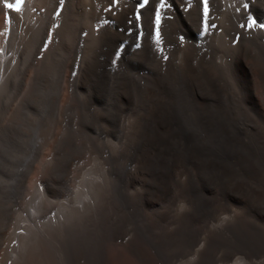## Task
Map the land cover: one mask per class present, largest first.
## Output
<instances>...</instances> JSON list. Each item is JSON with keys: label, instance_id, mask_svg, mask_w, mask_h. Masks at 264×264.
<instances>
[{"label": "bare ground", "instance_id": "1", "mask_svg": "<svg viewBox=\"0 0 264 264\" xmlns=\"http://www.w3.org/2000/svg\"><path fill=\"white\" fill-rule=\"evenodd\" d=\"M140 2L0 0V264H264V0Z\"/></svg>", "mask_w": 264, "mask_h": 264}, {"label": "rangeland", "instance_id": "2", "mask_svg": "<svg viewBox=\"0 0 264 264\" xmlns=\"http://www.w3.org/2000/svg\"><path fill=\"white\" fill-rule=\"evenodd\" d=\"M64 130V129H63ZM259 130V128H257V131ZM99 132V133H98ZM96 137H98L99 135H100V131L98 130L97 132H95V133H93ZM97 134V135H96ZM256 150H257V152H258V147L256 146V148H255ZM87 152V153H86ZM80 158H78V159H76L75 160V162L73 161V163L71 164V173H70V175H69V178H71L72 180H74L73 182L74 183H72L73 184V186H74V188L76 189L77 187V185H78V183L82 180L80 177H82V174L86 171V169L87 168H93V167H96L97 165H98V163L101 161V162H103L104 160H106L107 159V157L109 156V154L106 152V153H99V152H97V151H94V150H88V151H86ZM96 152H97V154H96ZM96 155H95V154ZM99 153V154H98ZM108 154V155H107ZM95 155V156H94ZM98 156H100V157H98ZM89 158V159H88ZM235 159H237L236 157H232V158H227V161L229 162V163H231L230 161H233L232 163H236L237 162V160H235ZM79 160V161H78ZM86 160V161H85ZM93 160V161H92ZM77 163V164H76ZM186 164V165H185ZM89 166V167H88ZM107 166V165H106ZM192 165H188L187 163H183V164H179V165H177V167L175 168V172L176 173H178V172H182V171H185L188 167H191ZM108 167V166H107ZM226 167H227V165H226ZM81 168H82V170H81ZM76 169V170H75ZM79 170V171H78ZM84 170V171H83ZM73 173V174H72ZM81 174V175H80ZM76 175V176H75ZM75 176V177H74ZM80 179V180H79ZM36 181V180H35ZM36 183H37V185H39L40 187H41V182H39V181H36ZM215 188H216V186H215ZM175 189V190H174ZM174 189H172L173 190V192L171 191V194H170V196H169V198H168V200L170 201V202H173V201H176V202H183V200L185 199V197L182 195V193H181V191L178 189V188H174ZM179 191V192H178ZM216 192L217 191H214V194H216ZM214 194H213V196H214ZM244 198V199H243ZM241 200H239L240 201V204L242 205V206H244V207H246V206H249L250 205V203H251V200L250 199H246V197H243ZM221 199V200H220ZM219 199V201L217 202L219 205H221L222 203H226L227 202V199L226 198H220ZM244 200V201H243ZM249 204V205H248ZM126 207L124 206V207H122V212H124V213H128L130 210H129V208H126ZM130 209H131V211H133L134 210V208L133 207H130ZM124 210V211H123ZM128 210V211H127ZM55 211H56V209H52L51 210V212L47 215V216H50V215H53L54 213H55ZM126 211V212H125ZM213 216H215V213H213L212 215H211V217H213ZM130 218V217H129ZM135 218H137L136 220H134L137 224H141L142 223V225L144 224V217L142 216H140L139 215V219H138V217H135ZM130 220H132V218H130ZM144 220V221H143ZM206 221H209V219H207ZM105 225H108L107 224V222L106 221H104L103 222ZM154 232H157L156 230H154ZM149 233H152V231L150 232V231H147V234L149 235ZM88 236H90V235H88ZM150 236V235H149ZM93 241V240H92ZM103 241V240H102ZM94 247L93 248H90L91 250H89V248L87 249L86 248V250H85V246H81V247H75V256L76 257H79L83 252L85 253V254H87L88 252L89 253H91V255L88 253V255L86 256L87 258H89V259H92V258H96V259H102V256H103V254H104V252L106 251L104 248H103V246L101 245V247L98 245V247H97V244L96 243H98V240L95 242L94 241ZM84 247V248H83ZM4 248V247H3ZM7 248H8V246H6V250H7ZM83 249V251L82 252H80L81 250ZM94 249V250H93ZM95 249L97 250V251H95ZM102 249V250H101ZM89 250V251H88ZM101 250V251H100ZM105 250V251H104ZM93 251V252H92ZM98 251H100V255L101 256H98L99 255V253H98ZM227 251H226V248L225 247H221V249H219V251L217 252V257H223L224 256V254L226 253ZM95 253L97 254V255H95ZM102 253V254H101ZM80 254V255H79ZM220 255V256H219ZM258 255V254H257ZM260 255V257H257V256H255L254 255V257H257L259 260H262V261H264V252H262V253H260L259 254ZM4 256L5 255H0V258L1 257H3L4 258ZM91 256V257H90ZM174 256V255H173ZM185 256V257H184ZM244 256L246 257V255H245V253H243V252H237V254L235 255V258L236 257H242V258H244ZM188 258H190V255H177V256H174L173 257V261H175V262H177V263H179V262H181L182 260H187ZM96 261V260H95ZM164 264H167L168 262H164L163 260H161Z\"/></svg>", "mask_w": 264, "mask_h": 264}, {"label": "snow or ice", "instance_id": "3", "mask_svg": "<svg viewBox=\"0 0 264 264\" xmlns=\"http://www.w3.org/2000/svg\"><path fill=\"white\" fill-rule=\"evenodd\" d=\"M149 3V0H141L140 4H139V7L140 8H143L145 5H147ZM167 6V3H166V0H159V7L160 8H164ZM7 7L9 9H11L13 7V3H8L7 4ZM245 7H247V5H245ZM18 10V9H17ZM203 11H204V15L205 17H207L208 15V11H209V0H203ZM59 13H57L58 15ZM140 19V15L137 14V20ZM160 19H161V16H160V12L159 10H157L156 14H155V23H156V34H155V38H156V41L157 43L159 44L160 43V40H161V34H160V30H159V23H160ZM257 20L255 19H252L249 23V27H252V26H256L257 25ZM259 27L261 28H264V23H260L259 24ZM205 31H207V25H205Z\"/></svg>", "mask_w": 264, "mask_h": 264}]
</instances>
